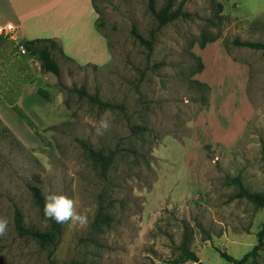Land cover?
<instances>
[{"label":"rangeland","instance_id":"obj_1","mask_svg":"<svg viewBox=\"0 0 264 264\" xmlns=\"http://www.w3.org/2000/svg\"><path fill=\"white\" fill-rule=\"evenodd\" d=\"M182 1L192 18L158 29L149 0H97L96 28L63 40V50L55 43L60 78L34 59L1 54L0 91L35 128L13 109L0 120V219L8 221L0 264H173L183 246L202 264H232L219 252L240 260L258 244L264 208L232 199L238 188L228 179L264 195V52L231 43H264V0ZM164 3L155 0L157 10ZM59 82L124 112L103 111ZM26 87L28 101L18 103ZM101 118L110 128L98 135ZM136 126L147 132L132 135ZM81 141L134 153H119L105 182ZM35 188L72 198L88 224H63L54 248L20 236L17 216L27 228L51 226ZM100 207L106 226L96 223ZM263 261L264 249L246 264Z\"/></svg>","mask_w":264,"mask_h":264},{"label":"trees","instance_id":"obj_2","mask_svg":"<svg viewBox=\"0 0 264 264\" xmlns=\"http://www.w3.org/2000/svg\"><path fill=\"white\" fill-rule=\"evenodd\" d=\"M97 0H93L95 4ZM177 0H165L164 5L161 9L157 10L155 7V0H149V11L155 18L158 29H161L179 19L189 20L192 18V15L184 11L185 2L182 1L177 6ZM222 9V6H218ZM211 25H214L213 22H210ZM154 34V33H153ZM134 37L140 41L142 44L147 45L150 49L152 48V42L143 40L140 36L133 32ZM219 38H213L211 40H205L201 44V48L205 49L207 44L215 43ZM232 46L238 48H247L254 51H262L264 52V43L262 42H248L242 41L239 38H236L232 43ZM22 46L25 49V52L33 56L41 65V70L45 74H52L56 78L61 77V67L59 62L57 61L54 50L56 49L57 45L52 40H34L29 42H23ZM228 48V44H226V49ZM203 70V66L200 68V72ZM199 85L200 82H198ZM60 87L64 90L69 91L71 93H75L78 95L80 100H88L91 104L97 106L99 109L103 111H121L124 112V106L112 104L108 102H103L97 92L95 95H89L84 87L77 88L73 86L71 89L65 88L60 82L58 83ZM204 85V84H203ZM207 87V86H206ZM210 88L208 87V90ZM39 95L46 100H49V96L43 90H39ZM8 104L12 107V109L16 112V114L23 120H25L30 128H35L33 122L30 118L14 103V101L9 100L6 98ZM202 102L205 104L206 99L203 97ZM147 132L145 127L136 126L131 128V133L134 136L141 135ZM81 147L84 153L87 155L88 159L92 162V164L96 167L99 176L105 182L108 181V175L111 167L113 166L115 159L119 153L130 152L134 153L131 150H95L90 147L87 143L81 141ZM264 157V151H263ZM231 185H235L238 188V192L233 196L232 199H240L246 200L247 202L251 203L257 208L263 209L264 208V195L256 194L248 191L240 181V179H228ZM33 200L36 207L39 209L41 216L48 220L51 224L50 228L47 231H39L34 228H27L25 227L19 216L16 217V230L18 231L19 235L22 237H27L36 242L41 248H54L62 234L63 224H57L54 221L45 218L43 214V207H44V195L42 192L35 188L32 190ZM106 209L100 207L96 223L98 225H108L111 222L110 216L105 213ZM264 249V224L262 225L261 231L258 233V244L254 247V249L245 255L242 259L237 260L232 256L228 255L225 252H219L221 257L232 264H246L250 258H257L259 251ZM187 262H195L198 264H202L197 256V254L191 251L188 247L183 246L181 248V255L178 260H175L173 264H185Z\"/></svg>","mask_w":264,"mask_h":264},{"label":"crops","instance_id":"obj_3","mask_svg":"<svg viewBox=\"0 0 264 264\" xmlns=\"http://www.w3.org/2000/svg\"><path fill=\"white\" fill-rule=\"evenodd\" d=\"M96 21L93 0H0V56L3 53L4 58L9 55L14 56L12 58L16 61L30 63L34 59L42 72L40 63L33 56L20 54L19 46L23 42L52 40L63 50V40L78 38L80 32H89L88 26L96 28ZM8 25L13 26L10 34L6 31ZM70 32L72 34H68ZM7 40H10V44L3 50ZM10 45H14V48L7 50L11 48ZM36 81L33 84L38 85L40 81ZM27 101L28 87L22 92L18 103ZM11 110L0 91V120L4 124V114Z\"/></svg>","mask_w":264,"mask_h":264},{"label":"clouds","instance_id":"obj_4","mask_svg":"<svg viewBox=\"0 0 264 264\" xmlns=\"http://www.w3.org/2000/svg\"><path fill=\"white\" fill-rule=\"evenodd\" d=\"M110 128V121L101 118L98 121L96 132L103 135ZM43 214L45 218L54 221L57 224L71 223L84 227L88 224V216L86 213L78 212L75 202L66 195L50 192L44 197ZM8 221L0 219V236L4 235L7 229Z\"/></svg>","mask_w":264,"mask_h":264},{"label":"built area","instance_id":"obj_5","mask_svg":"<svg viewBox=\"0 0 264 264\" xmlns=\"http://www.w3.org/2000/svg\"><path fill=\"white\" fill-rule=\"evenodd\" d=\"M6 31L10 34L12 31H13V26L12 25H8L7 28H6ZM19 49H20V54L22 55H25V49L24 47L21 45L19 46Z\"/></svg>","mask_w":264,"mask_h":264}]
</instances>
